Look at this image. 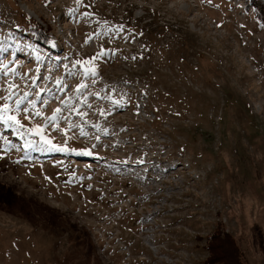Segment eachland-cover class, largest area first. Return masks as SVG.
I'll list each match as a JSON object with an SVG mask.
<instances>
[{"label": "rangeland", "instance_id": "rangeland-1", "mask_svg": "<svg viewBox=\"0 0 264 264\" xmlns=\"http://www.w3.org/2000/svg\"><path fill=\"white\" fill-rule=\"evenodd\" d=\"M101 47L95 77L63 67ZM0 61L27 74L0 88H52L23 135L0 122V264H205L211 240L264 264V0H0ZM57 97L77 127L45 122Z\"/></svg>", "mask_w": 264, "mask_h": 264}, {"label": "snow or ice", "instance_id": "snow-or-ice-1", "mask_svg": "<svg viewBox=\"0 0 264 264\" xmlns=\"http://www.w3.org/2000/svg\"><path fill=\"white\" fill-rule=\"evenodd\" d=\"M77 4L82 3V0H76ZM203 2V0H202ZM209 3H211V0H208ZM51 0H47V4H50ZM47 6V5H46ZM217 7H219L217 5ZM85 16H89L91 14L89 13H84ZM105 23H107V21H105ZM218 27H220L221 25H217ZM119 31H123L124 30V26L120 25L119 28L117 29ZM98 35L97 33H93V36ZM142 35V33L140 34ZM92 37H88V39H86L85 44H87L89 42V40H91ZM103 55H107V51L101 47V51L97 52L94 56L92 57H88V58H84L83 60L81 59H76L73 63L71 68H69L68 64H65L63 67L68 71L69 74L75 76L76 73L72 72V68H76L79 65H86L87 67L84 68V74L85 75H92L93 77H95L96 75V69H95V64L94 62L101 56ZM143 57L141 56L140 59H142ZM133 60H136L137 57L133 56L132 57ZM37 71H39V69H37ZM17 75H19L21 78L26 77L27 74L26 73H17V69L14 67H10V63H5L3 61H0V76H3L5 78L7 77H16ZM30 84L31 85H35L36 80L38 79V77H30ZM46 79H52L51 76L46 77ZM96 80L93 79L91 81L92 85L96 84ZM55 85L59 86L60 91H64V89H68L69 91H73V89L70 88V86L65 83L63 81V77L60 78H56L55 79ZM20 88L19 84H16L14 82L12 83H8L7 81L5 82V86L0 88V91H4L7 94L6 95H2L0 96V101H3V103H0V122H2L3 124H5L8 128H12L13 125L16 126V130L17 133L20 135H23V133L19 132V129H23L25 127L24 124L21 123L20 119L17 118L16 115H12V112H16V113H23L26 119H33L34 117H41L43 114L42 112L39 110V108L37 107V102L36 99H29L30 96L35 95L37 98H39L40 93L44 92V91H48L51 92L52 88L50 87H44V88H40L38 91H36L35 93H33L32 91H25L23 92V94H19L18 89ZM89 88V84L86 83L85 81L81 80V82L79 84H77L76 88L74 89V91L77 93V96H83L84 91L87 90ZM89 95L92 96H100L99 92H89ZM105 98H111L109 97H105ZM57 99H59L60 104L63 105V108L61 107H57L56 109L53 110V113L51 116H47L44 117V120L46 123L49 124H56L57 120H58V114H62L63 112H67L68 115L64 116V115H60L59 119L63 120L65 123L68 124V129H72L74 127H77V125H74L71 122V115L73 113H78V115H80L81 117L87 115V113L84 112H79L76 105H70L69 104V100L71 99V97H57ZM43 104H47L48 101H43ZM24 105V107L22 108L21 106ZM89 108H91V104L88 105ZM100 114L104 115L105 114V110L104 109H100ZM57 126V130H59V126L58 124H56ZM94 127H99V125H94ZM27 131L29 133H34L36 135H39L41 137V147L36 149L39 151H57V152H64V151H75V149H68L67 148V144L65 142L64 145H60V144H56L53 143V141L51 139H48L44 134V129H42L40 127V125H34L33 127H30L27 129ZM86 133L84 132L83 128L80 129V135H85ZM3 138L5 141V144L10 145V141H8V139L6 137H0ZM96 139L98 140L99 137L97 136ZM35 144L34 141H28L26 143V147H33ZM14 147V146H13ZM78 155H91L92 153L89 151H81V152H77ZM3 158V157H0ZM19 162V161H17ZM142 162V161H141Z\"/></svg>", "mask_w": 264, "mask_h": 264}, {"label": "trees", "instance_id": "trees-1", "mask_svg": "<svg viewBox=\"0 0 264 264\" xmlns=\"http://www.w3.org/2000/svg\"><path fill=\"white\" fill-rule=\"evenodd\" d=\"M29 21H30V28L29 29V33H31L32 35H34L36 38H38L41 35V26L36 24L31 18L26 17ZM43 43L48 41V38L46 36H44L43 34ZM157 117L159 118V114H157ZM87 151V150H85ZM89 152L93 153L91 150H89ZM229 239V238H228ZM223 243L219 244L217 246H214V240H211V242H208L207 245V250H208V258L206 259V263L205 264H228L229 258L224 256L225 255V250L223 248ZM229 255H231L233 257V261L231 262V264H237L236 259H235V254L232 252ZM223 256V257H222ZM240 264V263H239Z\"/></svg>", "mask_w": 264, "mask_h": 264}]
</instances>
